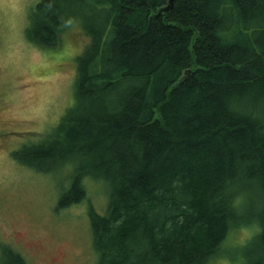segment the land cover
Returning <instances> with one entry per match:
<instances>
[{
  "label": "trees",
  "instance_id": "trees-1",
  "mask_svg": "<svg viewBox=\"0 0 264 264\" xmlns=\"http://www.w3.org/2000/svg\"><path fill=\"white\" fill-rule=\"evenodd\" d=\"M31 15L37 47L75 19L88 44L76 105L15 157L77 160L59 208L83 201L82 178L109 186L88 211L97 264H210L246 226L241 256L264 264V0H37ZM0 264L27 262L2 244Z\"/></svg>",
  "mask_w": 264,
  "mask_h": 264
},
{
  "label": "rangeland",
  "instance_id": "rangeland-1",
  "mask_svg": "<svg viewBox=\"0 0 264 264\" xmlns=\"http://www.w3.org/2000/svg\"><path fill=\"white\" fill-rule=\"evenodd\" d=\"M36 3L0 0V245L20 253L27 264H97L88 211L105 213L109 186L82 178L83 201L59 208L77 160L56 159L44 171L15 157L32 153L50 135L53 139L52 132L76 105V59L88 44L75 19L58 47L34 45L27 29L30 19L35 26L31 12ZM257 230L246 226L232 231L222 255L210 264H245L241 253L252 248Z\"/></svg>",
  "mask_w": 264,
  "mask_h": 264
}]
</instances>
